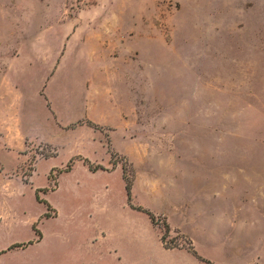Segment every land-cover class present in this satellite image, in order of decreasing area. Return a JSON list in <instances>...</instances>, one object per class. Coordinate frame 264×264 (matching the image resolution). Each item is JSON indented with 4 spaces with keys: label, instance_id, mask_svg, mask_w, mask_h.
Listing matches in <instances>:
<instances>
[{
    "label": "rangeland",
    "instance_id": "374dc122",
    "mask_svg": "<svg viewBox=\"0 0 264 264\" xmlns=\"http://www.w3.org/2000/svg\"><path fill=\"white\" fill-rule=\"evenodd\" d=\"M164 233L264 264V0H0V264H185Z\"/></svg>",
    "mask_w": 264,
    "mask_h": 264
},
{
    "label": "crops",
    "instance_id": "0c3cea01",
    "mask_svg": "<svg viewBox=\"0 0 264 264\" xmlns=\"http://www.w3.org/2000/svg\"><path fill=\"white\" fill-rule=\"evenodd\" d=\"M217 215H221L222 218L226 219V223L229 226H231V228L232 227L234 228L237 225L239 226L240 230L236 229V232H238L239 230L238 232L239 234L237 237L238 240L236 242L240 246H244V242H245V246L248 247L247 243H248L249 236L251 235V237L253 238V227L252 228L248 227L249 224H250V227L253 225V214L250 215L247 209L245 210L240 209V211H238L236 208L231 209L228 207V205H226V207L222 206L220 211H217ZM233 219H235L237 223H235ZM217 226L218 225L215 222L213 229L212 228L208 229L209 231L205 234L208 240L216 238V236L218 237L217 233L219 232H218ZM169 227L171 228L172 231L177 230L180 232V234L189 237V234L186 232L185 228H183L182 226L169 225ZM233 228L231 230H233ZM163 252L168 255H175V256L181 257L183 261L185 262V264H203L184 249H164L163 248Z\"/></svg>",
    "mask_w": 264,
    "mask_h": 264
},
{
    "label": "trees",
    "instance_id": "16d2710c",
    "mask_svg": "<svg viewBox=\"0 0 264 264\" xmlns=\"http://www.w3.org/2000/svg\"><path fill=\"white\" fill-rule=\"evenodd\" d=\"M90 126H92L93 128H96V125L92 124L91 122L88 123ZM93 169H99L98 168H93ZM101 169V168H100ZM92 170V169H91ZM125 190H126V193H127V196L129 197V190H130V184H126L125 185ZM133 210L135 211H138V212H141V213H144L148 219H149V222L151 223V225L153 227H162L164 230H165V233H167L169 231V226L167 224V221L165 218H162V217H158V216H155L153 215L151 212L147 211V210H144V209H141V208H138V207H132ZM48 217V215H46ZM162 234L161 237H160V242L163 246L164 249H176L177 246L176 245H173V247H168L167 244L165 243V238H166V235ZM17 247H20V245H13L11 246L9 249H12V248H17ZM189 254H191L193 257H195L198 261H200L201 263H205V264H211L210 261H207L205 259H202L201 257H199L196 252L194 251L193 247H192V244H191V241L188 240V247L187 249H185Z\"/></svg>",
    "mask_w": 264,
    "mask_h": 264
}]
</instances>
